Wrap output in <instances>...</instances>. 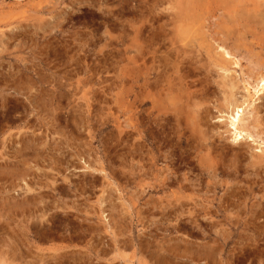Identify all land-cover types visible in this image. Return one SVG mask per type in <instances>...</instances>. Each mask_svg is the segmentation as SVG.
Returning a JSON list of instances; mask_svg holds the SVG:
<instances>
[{"label":"rangeland","instance_id":"rangeland-1","mask_svg":"<svg viewBox=\"0 0 264 264\" xmlns=\"http://www.w3.org/2000/svg\"><path fill=\"white\" fill-rule=\"evenodd\" d=\"M263 29L264 0H0V264H264V224L243 221L242 209H264V164H249L264 159V92L255 95L252 80L264 75ZM180 33L197 42L182 46ZM222 44L239 64L226 73L208 58L218 60ZM158 48L196 56L201 70L185 64L180 75L189 93H206L202 131L222 149L216 167L233 164L237 174L201 175L196 143L179 139L193 135L188 124L190 133L170 113L158 125L149 106L140 118L161 160L147 147L128 157L138 138H127V57L142 74ZM244 85L254 95L242 115L253 141L232 142L217 107L245 100ZM168 152L179 157L174 176L187 178V188L162 193ZM212 183L224 187L215 192ZM176 200L191 204L179 227ZM192 204L227 209L212 217Z\"/></svg>","mask_w":264,"mask_h":264},{"label":"bare ground","instance_id":"bare-ground-1","mask_svg":"<svg viewBox=\"0 0 264 264\" xmlns=\"http://www.w3.org/2000/svg\"><path fill=\"white\" fill-rule=\"evenodd\" d=\"M176 35H175V37H176L175 39L180 44H182V46L192 47L193 43L197 42V38H195L193 36H188L189 34L186 35L184 33H180V35H177V36ZM164 38H165V36H164ZM165 39H167V38H165ZM198 47L200 48L199 42H198ZM217 48H218V51L220 52L219 54H217V57L219 58L218 60L216 59V57L213 58V56H210L208 51H206V54L209 55L208 58L210 59V63L212 64V67L214 66L219 71H221L223 73H226L228 71V65H231V64L235 65V66L239 65L237 60L232 61L233 57H234V54L230 53L229 51H227L223 47V44H222V46H217ZM234 48H236L235 45H234ZM259 48L262 50V47L259 46ZM173 49L175 50V48H173ZM170 50H167V49H162L161 50L160 48L155 50L154 54L152 55L151 60H150V62L152 64V65L150 64L151 67L149 68V70L146 69V71L144 73H142V74L141 73L139 74V70H137L138 72L135 71L136 70V67H135L136 62L134 60V56L129 54V56L127 57L126 75H127V79H128V87H127L128 89H127V119L126 120H127V128L129 130L128 133H127V138H129V139L131 138V134H132L133 131L136 132V135H137V138H138L137 142H135L134 144L133 143L129 144V146L127 148L128 157L129 156L131 157L133 152H139L140 153L143 150L144 147L145 148L147 147V148H149L147 150V152L149 151V152L152 153V161L157 162L158 160H161V156L158 153L159 152V148H156V150H153L155 148L154 147L152 149V147H153L152 145L154 143L153 139L148 136L146 128H145V125L142 123L140 117H141V114L144 111L148 110L147 114H148L149 118L150 119L153 118L154 123L156 122L158 125H161L162 122L168 123L169 118H170V117H168V115H170V113H174L175 117H176L177 125L178 124L179 125L183 124V120H184V124L182 125L183 128H181L182 130H184V128L186 127L187 124H188L187 126H189V128H191L190 130L192 131L193 135L190 134L189 136L184 137V135L182 134V136L180 135L181 137L179 139H182L188 145H189V143H191V141L196 143V144H194L192 146V148H193L195 153L200 155V157L198 158V162H199V166H200L201 175L206 174V176H207V175H209V172H212V173H210L211 177L213 175H215V173H217V175L220 174L221 176H227L228 177V175H230L229 174L230 172H228V170H230V171L234 170L235 173L237 174L239 172V170H238L239 166H236V165L232 164V167L228 166L227 169H224V168L220 169L223 166L218 167V168L216 167V164H215L216 160H214L216 158L215 154L218 153L219 151H221L222 149L221 148L217 149V146L215 145V142L211 140V137H209L208 134H206L204 131H202V128L204 127L205 119L208 116V109L207 108L200 109V106H203V102L201 101L202 102V105H201L199 100L204 99V101H205V99H206L205 94L206 93H202L203 91H201V93H199V95L195 94L193 92L189 93L187 91L188 90V85H187V83L186 84L183 83V77H182V75H180V72L183 70V66H185V64L192 65L193 68L195 70H197V71L201 70V66L196 65L197 64L196 56H191V57L189 56L188 57V56L184 55L185 51L176 49V51H174L175 55L173 57L172 56L173 54L171 55ZM234 51H235V49H234ZM213 52H214V50H213ZM231 52H233V51H231ZM146 53H147V51H146ZM146 53L140 51L139 55H141L142 57H145ZM230 60H231V62H230ZM185 67H187V66H185ZM190 68L191 67H189V69ZM194 69L191 68L189 72H192ZM258 69H260V68H258ZM155 70H156L157 74L150 73V72L155 71ZM187 70H185V71H187ZM135 73H136V75H135ZM150 74H152V77L150 76ZM143 75H145V77H143ZM248 76L252 77L249 74H248ZM247 77H245V78H247ZM175 80L177 81L176 83H175ZM248 80H249V78H248ZM248 80H246V81L249 82ZM252 80L254 82L256 81L255 85L253 86L254 82H252L250 80L251 84L253 83L252 86L255 89V90L253 89L255 91V95H257V94H259L261 92L263 94V92H264V75L261 74V75H259V77H257V79H252ZM243 83H246V82H243ZM221 86H225V87L229 88L230 91L233 90V88H235L233 83L228 82L226 80H223V82H221ZM244 90L246 92V99L243 100L241 103H236L235 101H233L231 99H226V100H224V103H222L221 106L217 107V110H218L217 112L222 113V112L225 111L227 113V114H224V115H226L227 116L226 118L228 119V125L227 126H229V127H227V128H230V129H227V130H228V132L230 130L232 131V133H231V135H232L231 136V139H232L231 141L232 142L233 141L234 142H239V141L245 140V139H248V142L249 141H253V140H251V135L248 133L249 132L248 131V125L245 124L246 122L243 121L244 119L242 118V115H243L244 109H246L247 107H251L252 106V102L254 101V99H253L254 95L250 94V91H249L248 87H246L245 85H244ZM262 97L263 96L259 95L257 97V99H262ZM195 98H200V99H198L199 102L197 101V104L193 103V102L196 101V100H194ZM191 100H192V102H191ZM147 106H149L148 107L149 109L147 108V110H145V109L143 110V108H145ZM203 107H205V106H203ZM254 109L255 108L253 107L252 110H254ZM255 112L257 114L258 111H255ZM250 114H251V112H250ZM255 117H256V115H255ZM173 118H174V116H173ZM171 120H174V119L171 118ZM252 125H255V121L252 122ZM258 126H259V123H258ZM258 126L257 127L254 126V127L258 128ZM161 127H163V125ZM186 128H188V127H186ZM186 130L188 131V129H186ZM227 130H226V132H227ZM188 132L190 133V131H188ZM194 135L196 136V138L194 140H192V136H194ZM151 136H152V134H151ZM167 141L168 140H165L164 142L166 143ZM155 151H156V154H155ZM201 152H203V155H201ZM262 152H263V150H262ZM185 153H186V151L182 152L183 155H185ZM162 157H163L162 159H167L168 160L167 162L169 163V165H167L165 167V169L161 173V174H164V175H162L163 176L162 177V181L163 180H169V182L168 183H162V181H161V184L158 186V190L160 192L162 191V193H163V191L165 189L171 188V186L174 185V184L177 186L176 188L179 189V190L180 189L184 190L185 187L187 188V186H185V184H184L185 182H187L186 181L187 178L186 179L185 178L180 179L179 177L174 176V174H175V162L179 160V157L177 155H175L174 153H171V152H168L167 155L162 156ZM249 164L252 167L260 166L261 164H264V159H262L259 156H257L256 159L254 161L249 162ZM252 172H253V170H252ZM22 178L20 177L19 180H22V182H23ZM213 179L215 180L216 176H215V178L213 176ZM213 179L211 178V180H213ZM188 181H189V179H188ZM254 184L255 183L249 185L248 188H247V190L249 191L248 200L255 199V197L253 195H251V192H250L251 186H253ZM186 185H189V184H186ZM223 187L224 186L222 185V183H218V185H216L215 183H212L210 188L213 191L216 192L217 189L221 190ZM30 190H31V188H30ZM172 194H174V193H172ZM234 196L235 195H233V194H229L228 199L229 198H233ZM212 199H213V197H212ZM14 201H15V199H14ZM19 201L20 200H17V202H19ZM210 201H208V202H210ZM212 202H214V201L212 200ZM176 203H178V200H176ZM196 203H197V201H196ZM239 204L241 205V203H239ZM207 205H208V203H207ZM261 205H263V204H261ZM184 206H185V203H181L180 202V203H178L177 207L174 209L172 217H173V222L177 225L176 227H179L181 225V223H182L181 216H184L186 214L189 215V213L184 212V211H187L188 208L191 207V204H186V206L185 207ZM196 206H198V204ZM254 206L252 204H250V206H247L246 204L244 205V208H242L243 209V214H244V216L247 215L248 217H246V220H243V221L249 222V223L251 222L254 225L256 223L264 224V209L263 210L261 209L260 212H257V211H255L256 208H255V210H253ZM192 208H191V210H193L194 214H198V213L204 212L206 215H213L212 217H216L217 213L218 212L221 213V212H223V210L225 211L227 209V206L225 207V206H222V205L218 204L216 206V210L212 208L215 211H210L209 209H206L204 207H201L200 209H195L193 204H192ZM203 217H204V215H203ZM186 219H188V217ZM223 219H224V221L228 222L230 225L231 224H235L236 225V224H238L240 222H243V221H240V220L231 221L232 219L230 220V219H228V217H225V216H223ZM261 219H262V221H261ZM249 226H251V225H249ZM34 236H35V234H34ZM45 236H46V234H45ZM37 237H39V235H37ZM208 237L209 236H207V238ZM258 237H259V235H258ZM34 257H33V259H35ZM35 262H37V261H35Z\"/></svg>","mask_w":264,"mask_h":264}]
</instances>
